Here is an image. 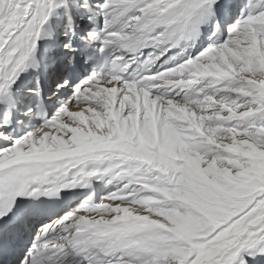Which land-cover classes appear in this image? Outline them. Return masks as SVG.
I'll list each match as a JSON object with an SVG mask.
<instances>
[{"label": "snow or ice", "instance_id": "obj_1", "mask_svg": "<svg viewBox=\"0 0 264 264\" xmlns=\"http://www.w3.org/2000/svg\"><path fill=\"white\" fill-rule=\"evenodd\" d=\"M0 264H264V0H0Z\"/></svg>", "mask_w": 264, "mask_h": 264}]
</instances>
